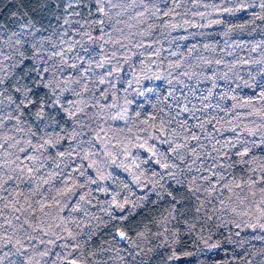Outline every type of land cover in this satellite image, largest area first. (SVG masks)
<instances>
[{
    "label": "trees",
    "instance_id": "16d2710c",
    "mask_svg": "<svg viewBox=\"0 0 264 264\" xmlns=\"http://www.w3.org/2000/svg\"><path fill=\"white\" fill-rule=\"evenodd\" d=\"M56 2L63 5V0H0V51L13 57L0 64L6 96L19 103L21 93L9 87L19 84L22 91L32 89L35 101L11 112L18 119L0 114V144L6 149L0 150V163L34 157L24 160L23 172L9 163L0 168V184L9 190L0 192V257L6 255L0 264H70L72 259L77 264H264V193L259 185L235 186L264 176V147L251 148L242 158L234 154L240 144L222 148L228 140L264 142V96L256 87L264 80L261 0H110L103 5L106 16L89 15V8L96 9L91 0L70 9V16L53 7ZM18 38L34 40L49 54L63 50V57L53 58L56 63L78 61L81 70L90 71L81 76L67 70L78 84L65 85L61 81L68 75H57L53 93L42 87L47 80L14 67L18 52L31 56V47ZM41 101L42 117L37 116ZM177 103L195 110L201 121H212L205 123L207 132L231 155L221 161L232 164L230 190L217 186L209 194L203 181L193 183L198 174L183 166L169 170L174 176L166 173L154 162L168 147L162 138L148 140L145 147L157 149L151 159L138 147L176 115ZM200 143L208 144L203 138ZM201 150L211 151V145ZM197 187L201 191H194ZM29 204L31 214L14 211ZM173 252L181 259H170Z\"/></svg>",
    "mask_w": 264,
    "mask_h": 264
},
{
    "label": "snow or ice",
    "instance_id": "6c2138e0",
    "mask_svg": "<svg viewBox=\"0 0 264 264\" xmlns=\"http://www.w3.org/2000/svg\"><path fill=\"white\" fill-rule=\"evenodd\" d=\"M105 2H110V0H91V3L96 6L95 13H92L91 8L88 9L89 15H98V16H106L107 13L105 11V8L103 7ZM86 6L85 0H63V5H61L59 2L54 3L52 6L56 8L63 7L64 13L67 14V16L73 15L72 12H70V9L78 8L80 6ZM116 6V5H113ZM255 6V5H253ZM259 6L261 8H264V0H261ZM44 7H48V4L45 3ZM243 7H247V5H244ZM226 11H229L228 9H225ZM239 10V9H237ZM75 15L79 16L81 15L80 12H75ZM67 16L64 19V24L70 23L67 19ZM59 19V17H56ZM99 24H104L105 21L103 19H99ZM77 23H79L77 21ZM3 25H0V28H2ZM101 31H104L102 28ZM29 35H33L34 33H29ZM63 36H67V32H62ZM91 39V37H89ZM103 39V37H101ZM19 43H22L24 45H29L31 47V56L25 57L23 52H18L17 55L19 56V59L16 60L14 67L16 69H20L21 72H23L24 68H28V73H25V75L31 76V73H36L35 79L37 81L41 80H47V83H44L42 87L49 89L51 92H55L56 87H59V85H54L55 79L57 75L65 76L68 75L69 79L61 81V83H64L67 85L69 82L71 83H80L79 80H72L71 79V73H68V69H73L76 72H79L81 76H84L87 74V72L90 71V68L81 70L80 62L73 61L72 63H69L66 59L62 61V63H56L54 61V57H63L64 51H51L49 54V49H46L43 47V45H40L37 47L36 42L34 40H23L20 41L18 38ZM48 43H51L50 40L47 41ZM61 43H67L65 40H61ZM56 46L53 44L52 48H55ZM68 51H72V48L69 47ZM13 57L10 55L5 54L3 51H0V64L4 60H12ZM25 59L32 60L31 66L28 64H25ZM82 57L78 58L79 61L82 62ZM49 61H53L52 63H49ZM4 69L0 67V72H3ZM110 74V73H109ZM10 78V76H9ZM100 83H104L103 80L100 81ZM5 85V79L3 77H0V114L2 113H8L7 118L9 120L11 119H18V117H13L11 115V112L18 111L21 106L28 107L29 105L35 104V101L31 98L29 93L32 92L31 88H25L23 91L19 84L17 85H9V87L12 88V90L16 93H21V97L19 99V103H17V98L15 96H6V93L8 91L7 88L4 87ZM256 87L261 89V96H264V80H261L257 83ZM72 91H75L72 89ZM169 96H172V93L170 92L168 94ZM5 99H7V105H5ZM43 101H41V111L37 113V116L42 117L43 116ZM54 103H59V101H55ZM51 105H49L50 107ZM177 108H179V111L176 112L175 116H172L170 119H166L161 123L160 129H158V135L152 136L149 135L148 139L145 140L143 144L138 145L140 148H144L145 151L151 153V157H155L157 155V149L155 144H152L151 146L145 147L148 144V140H156L162 138V143L166 144L168 147L164 150L161 155L163 156L162 160H154V162L162 167L166 173L169 175H176V172H172L169 170L176 169L181 170V166H183V170H186L187 172L191 173L195 171L198 176L196 178H193V183H196V179L203 181L204 188L203 190L206 192H216L217 186H219V191L223 192L224 190H230L231 184L227 182L228 172L227 169L232 167L231 163L225 164L221 163V161L227 157L228 160H231V155L229 152H224L221 150V148H217L215 145L219 144L220 141L215 140V137L212 136L211 132H207L205 128V123L211 124L212 121H201L200 117L196 115V111L193 109H190L187 105L184 107H179V103H177ZM78 111L82 112L83 109H79ZM187 113L188 115L182 120H178V117L183 114ZM76 112H73L72 115H76ZM195 119L197 121H200L199 123L190 124L189 121ZM172 124H176L177 127L173 129L171 127ZM0 126H2V121H0ZM202 130V135L197 134L198 131ZM213 131H216L214 128ZM233 132H235V129H232ZM167 133V136H164V133ZM98 135V134H97ZM204 139L208 142V144H201V139ZM192 141H196V144H192ZM215 141V143H213ZM45 143H49L48 141H45ZM237 144H240L242 147L241 149H238L235 155H239L241 158L244 156H248L251 148L254 147H264V142H261V144H256L253 142L251 146L248 145L247 141H241L237 140L236 143H233L231 140H228L225 145H222L223 147H228V145H231V148H236ZM208 145H211V151H198V149H203L208 147ZM54 147L55 145H49ZM11 147V145H9ZM41 148L44 147V144L40 146ZM0 150L5 149V144H0ZM22 152L27 153V149L21 148ZM215 152L216 155H212V153ZM63 155V153H61ZM169 157H171V161H169ZM87 157H85L86 159ZM34 159L33 156L26 154L24 156V159L21 160L20 157H16L15 159L11 160L10 163L8 161H4L0 163V168H3L4 163H9V166L15 165L16 168H18L21 172H23V168L20 166L24 163V160L32 161ZM251 159V158H250ZM19 161V163H17ZM197 161H199V164H197ZM149 160H145L144 163H148ZM243 163H248V161H243ZM136 167H139V164H136ZM219 169V171H217ZM29 172L32 171V169H28ZM264 171V169H262ZM201 173H207V175H199ZM12 177H9L11 179ZM95 183V181H92ZM4 183H7V180L4 181ZM257 185L260 187V191L264 193V176H261L259 179H255L253 177H249V182H246L244 185L236 184L235 186L237 188H255ZM9 191L8 189L4 188L2 184H0V192H6ZM194 191L199 192L201 191V188L197 187L194 189ZM23 195V193H21ZM253 195L255 193L253 192ZM4 199L2 195H0V200ZM83 199V197H81ZM231 199V198H230ZM223 203V202H222ZM262 205H264V200H261L260 202ZM7 207L8 205H4ZM74 211H78L79 208L73 209ZM15 212H24V213H30L34 211L32 209V205L29 204L28 207L24 208H15ZM40 211H44V206L41 205ZM234 211V210H233ZM262 215H264V212H262ZM16 220H20V216L15 217ZM10 223V222H9ZM27 223V221H25ZM23 227V224L21 225ZM261 227H264V225H261ZM117 236L121 240H126L127 236L126 233L123 231H118L116 233ZM69 237L71 239H75V237L71 236V233H69ZM176 244H179V240L174 241ZM79 246L74 245L73 251H75ZM71 254V253H70ZM188 255V254H185ZM6 258V255L3 257H0V262H2V259ZM172 260H180L181 256L176 255L175 252H173V255L170 257ZM133 260H135V256H133ZM19 264H23V261L21 260ZM70 264H77L76 259H72L70 261Z\"/></svg>",
    "mask_w": 264,
    "mask_h": 264
}]
</instances>
